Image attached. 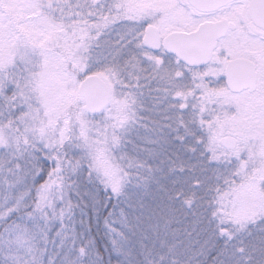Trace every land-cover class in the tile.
<instances>
[{
  "label": "snow or ice",
  "instance_id": "snow-or-ice-1",
  "mask_svg": "<svg viewBox=\"0 0 264 264\" xmlns=\"http://www.w3.org/2000/svg\"><path fill=\"white\" fill-rule=\"evenodd\" d=\"M0 264H264V0H0Z\"/></svg>",
  "mask_w": 264,
  "mask_h": 264
}]
</instances>
